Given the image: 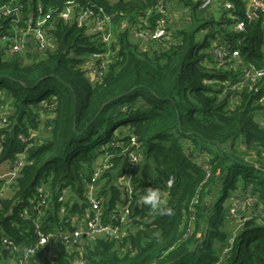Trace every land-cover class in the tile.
<instances>
[{
    "label": "trees",
    "instance_id": "1",
    "mask_svg": "<svg viewBox=\"0 0 264 264\" xmlns=\"http://www.w3.org/2000/svg\"><path fill=\"white\" fill-rule=\"evenodd\" d=\"M41 1L60 8L66 0ZM73 1L111 15L114 41L101 78L91 70L90 56L107 46L73 23L59 21L56 46L35 59L7 55L0 44V104L9 109L0 130V163H13L24 150L27 155L0 195V234L18 251L1 253L18 257L37 240V228L49 233L84 227L87 186L106 157L110 165L101 171L96 191L108 221L128 202L119 177L135 136L140 160L132 172L126 234L98 235L79 246L51 240L29 264H264L261 92L243 90L238 102L231 101L223 89L235 75L214 65L209 51L213 42L237 45L248 62L264 66V24L246 23L236 32L229 29L232 21L215 13L197 15L200 0H184L189 25L171 30L167 18L171 40L153 41L158 45L146 49L129 39L127 28L113 25L145 18L152 27L165 13L155 9V0ZM230 1L242 17L240 1ZM39 131L48 134L18 138ZM41 185L48 196L36 222ZM237 198L249 203L227 232L231 218L238 217L229 214Z\"/></svg>",
    "mask_w": 264,
    "mask_h": 264
},
{
    "label": "built area",
    "instance_id": "2",
    "mask_svg": "<svg viewBox=\"0 0 264 264\" xmlns=\"http://www.w3.org/2000/svg\"><path fill=\"white\" fill-rule=\"evenodd\" d=\"M166 0H155V9L165 12ZM241 3L242 17L236 16L237 9L230 0H200V8H211L222 20L232 21L230 30L240 32L244 31L246 23L261 21L264 24V0H239ZM111 15L105 13L102 7L78 6L73 0H66L60 8L45 6L41 0H0V44L4 53L7 55H22L32 57L33 53L37 56L43 55L54 49L56 46L55 28L59 21L64 23H73L77 27H83L85 30L97 35L101 42L107 46L104 53H93L90 56L92 68L96 78H101L106 71L107 63L111 54L114 37L109 29ZM137 24H131V32L136 39L143 41H163L170 39L167 29V15L157 18L152 27H149L147 19L142 18ZM141 22L143 26H141ZM227 27L226 24H223ZM212 61L217 67L228 70L235 75L233 80L225 82L224 94L231 101L238 102L240 93L243 90L261 92L259 103L264 105V66H256L248 62L239 47H229L213 42L210 46ZM2 104H0L1 106ZM9 111L6 108H0V130L7 125ZM37 132H31L30 135H18V138L25 142L36 138ZM4 134L0 133V151L1 142ZM130 148L126 149V170L119 177L120 182L125 186L127 203L124 206L117 207V212L109 215V220L102 218V205L97 195L96 181L104 168L110 164L107 157L100 160L94 168L90 183L87 186L86 197L89 207L84 216V227L78 225L72 231L63 229L44 233L37 228V240L19 251L18 257L14 259L13 264H29L33 255L45 246L51 240H59L65 244L79 246L84 239H92L95 236H103L105 239L120 237L127 232V223L129 222L130 204L134 184L132 182V172L137 168L140 160V154L136 150V137H130ZM26 151L16 155L13 163L6 172H0V180L3 181L0 187V195L7 192L9 186L14 183L18 170L25 163ZM207 169V167H205ZM171 184V179L168 185ZM64 193V192H63ZM48 192L45 186L37 187L35 195V221H39L42 214V208L47 201ZM63 199V195L59 200ZM249 200V199H248ZM248 200L240 201L243 204ZM235 208L232 206L229 214L235 215ZM7 248L10 252L18 251V245L14 244L4 233L0 234V249ZM227 250V248L225 249Z\"/></svg>",
    "mask_w": 264,
    "mask_h": 264
},
{
    "label": "crops",
    "instance_id": "3",
    "mask_svg": "<svg viewBox=\"0 0 264 264\" xmlns=\"http://www.w3.org/2000/svg\"><path fill=\"white\" fill-rule=\"evenodd\" d=\"M171 2H174L175 5L171 4V5H169V7H168V5H166V8H165V14L168 16V19L169 20H171L172 18L176 19L179 16V14L184 13L183 15H185V18H187L188 22L190 23L191 19H190V14H189V12H190L189 7L185 4L184 0H171ZM204 9H206V8H204ZM211 13H215V12L211 8L206 9V12L202 13L200 17L207 16L208 14H211ZM129 21H130V18L128 19L127 25H123L122 22H120L117 27H116V25H113V27L115 29H118V30H120V29L122 30V29L127 28L128 34H129V39L133 43L138 44L140 47H145L147 49V48H150V46H157L158 45L157 44L158 42H153V41H150L152 43H150L149 41L141 42L139 39H136L131 32V24L132 23H129ZM170 29L175 30L176 27L170 26ZM110 30H112L111 26H110ZM9 168H10L9 162L6 161L3 163H0V172H6ZM13 262H14V259L12 257H10L9 260L4 262L3 264H13Z\"/></svg>",
    "mask_w": 264,
    "mask_h": 264
},
{
    "label": "rangeland",
    "instance_id": "4",
    "mask_svg": "<svg viewBox=\"0 0 264 264\" xmlns=\"http://www.w3.org/2000/svg\"><path fill=\"white\" fill-rule=\"evenodd\" d=\"M171 4H173V5H175L174 4V2H171V0L170 1H168L167 2V4L166 5H168V7H169V5H171ZM166 8V7H165ZM175 9V8H174ZM206 9H209V8H206ZM206 9H202V10H197V15H199V14H202V13H204V12H206ZM208 11V10H207ZM184 13H181V14H179V16L176 18V19H174V18H172L171 20H169V25L171 26V27H176V29L177 28H183V27H187L188 25H189V22H188V20H187V18H185V15H183ZM167 18H168V16H167ZM110 32H111V30H110ZM201 34V33H200ZM204 34V33H203ZM203 34H201V35H203ZM170 38V37H169ZM171 39V38H170ZM210 49V48H209ZM263 49H264V47H263ZM210 51V50H209ZM211 52V51H210ZM3 99H8V97L7 96H4L3 97ZM2 107H4V108H6L7 107V109H8V105L7 104H2L1 106H0V108H2ZM9 110V109H8ZM40 130H44L43 128H41ZM41 133V134H40ZM37 134L38 135H40L41 137H43V136H45V135H47L48 133L47 132H45V131H39V132H37ZM68 196V195H67ZM240 201H242L241 200V198H237L236 200H234V202L232 203V206L235 208V215H238V217H233V218H231V220H230V222L228 223V226H227V228H226V230H227V232H229L232 228H234L236 225H237V223H239V219L240 218H242V216H243V214L246 212L245 211V207L243 208L242 207V204L241 203H239ZM240 217V218H239ZM9 260V256H4L2 253H1V251H0V264H3L4 262H6V261H8Z\"/></svg>",
    "mask_w": 264,
    "mask_h": 264
},
{
    "label": "water",
    "instance_id": "5",
    "mask_svg": "<svg viewBox=\"0 0 264 264\" xmlns=\"http://www.w3.org/2000/svg\"><path fill=\"white\" fill-rule=\"evenodd\" d=\"M215 16H218V13H215ZM36 56H37L36 53L32 54L33 59H35ZM165 211H166V209H163L161 213H164Z\"/></svg>",
    "mask_w": 264,
    "mask_h": 264
}]
</instances>
